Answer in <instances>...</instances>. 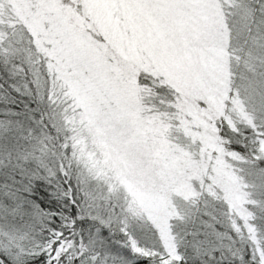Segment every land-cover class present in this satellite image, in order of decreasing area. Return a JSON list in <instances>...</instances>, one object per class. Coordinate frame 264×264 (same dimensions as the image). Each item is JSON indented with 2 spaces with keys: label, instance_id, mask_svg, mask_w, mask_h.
I'll return each instance as SVG.
<instances>
[{
  "label": "snow or ice",
  "instance_id": "obj_1",
  "mask_svg": "<svg viewBox=\"0 0 264 264\" xmlns=\"http://www.w3.org/2000/svg\"><path fill=\"white\" fill-rule=\"evenodd\" d=\"M0 264H264V0H0Z\"/></svg>",
  "mask_w": 264,
  "mask_h": 264
}]
</instances>
